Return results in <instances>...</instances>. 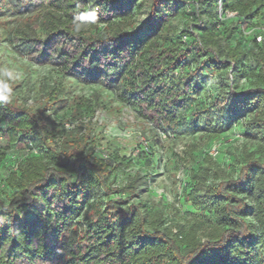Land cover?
<instances>
[{"label": "trees", "instance_id": "obj_1", "mask_svg": "<svg viewBox=\"0 0 264 264\" xmlns=\"http://www.w3.org/2000/svg\"><path fill=\"white\" fill-rule=\"evenodd\" d=\"M217 2L0 0L25 15L10 40L28 61L111 91L150 124L154 145L159 133L197 128L208 144L236 122L257 143L235 177L206 185L194 174L184 197L204 219L184 231L161 229V213L130 202L140 175L122 186L109 181L124 158L96 154L87 135L59 137L52 97L32 111L0 92V164L12 163L0 182V264H264V41L253 39L248 51L231 41L264 14V0H223L237 14L223 21ZM224 70L231 80L220 75L218 92L195 101L207 75ZM77 112L85 119L94 111Z\"/></svg>", "mask_w": 264, "mask_h": 264}, {"label": "rangeland", "instance_id": "obj_2", "mask_svg": "<svg viewBox=\"0 0 264 264\" xmlns=\"http://www.w3.org/2000/svg\"><path fill=\"white\" fill-rule=\"evenodd\" d=\"M0 9V92L32 111L42 108L52 97L57 103L49 107L51 120L59 137L68 133H76L79 137L87 135L96 154L105 159L124 158V164L110 175L109 181L113 186H122L140 175L138 195L130 202H142L148 209L161 213V229L184 231L195 221L204 219L206 212L192 206L184 195L194 185V174H200L206 185L237 175L244 150L254 152L257 144L245 139L240 124L236 122L208 144V134L197 128L176 135L159 133L161 145H154L150 124L139 118L133 108L122 105L111 91L98 84L84 85L63 77L50 65L39 66L28 61L10 40L11 29L25 15L16 14L11 8ZM145 13L146 8H143L135 15L134 26L142 24ZM180 21L176 18L174 24ZM259 37L264 38V14L253 19L246 28H238L231 41H237L248 51L252 40L257 42ZM228 71L208 74L201 82L202 88L195 101H207L214 96L219 89L220 75L231 80ZM235 82L241 87L247 86L249 80L238 78ZM86 105L94 112H88L84 119L77 111L84 110ZM48 145L53 147L54 141L50 139ZM213 145L216 150L211 149ZM91 146L88 144L87 148ZM30 149L33 148H23L26 152ZM11 165L6 160L0 164V182L9 176ZM101 195L100 192L90 196L88 201L99 200Z\"/></svg>", "mask_w": 264, "mask_h": 264}, {"label": "built area", "instance_id": "obj_3", "mask_svg": "<svg viewBox=\"0 0 264 264\" xmlns=\"http://www.w3.org/2000/svg\"><path fill=\"white\" fill-rule=\"evenodd\" d=\"M178 1H184V0H178ZM222 1L223 0H218L217 2V13L219 20L223 21L225 19L235 18L237 16L236 12L224 10ZM262 41H264V38L261 37L257 38V43H260ZM212 150H216V147H213Z\"/></svg>", "mask_w": 264, "mask_h": 264}, {"label": "clouds", "instance_id": "obj_4", "mask_svg": "<svg viewBox=\"0 0 264 264\" xmlns=\"http://www.w3.org/2000/svg\"><path fill=\"white\" fill-rule=\"evenodd\" d=\"M92 15L94 16V13Z\"/></svg>", "mask_w": 264, "mask_h": 264}]
</instances>
